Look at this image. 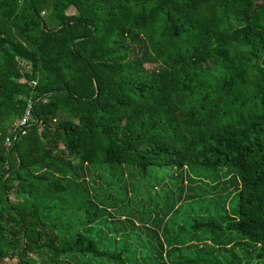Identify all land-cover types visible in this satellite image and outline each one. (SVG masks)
<instances>
[{"label":"trees","instance_id":"16d2710c","mask_svg":"<svg viewBox=\"0 0 264 264\" xmlns=\"http://www.w3.org/2000/svg\"><path fill=\"white\" fill-rule=\"evenodd\" d=\"M11 260L264 264V0H0Z\"/></svg>","mask_w":264,"mask_h":264},{"label":"built area","instance_id":"2783aa9c","mask_svg":"<svg viewBox=\"0 0 264 264\" xmlns=\"http://www.w3.org/2000/svg\"><path fill=\"white\" fill-rule=\"evenodd\" d=\"M32 109H33V103H32V101H30L28 106H27L25 113L22 116V118L16 124V127L14 128L15 131L19 130L18 131V133H19L21 130H23L25 127H27L30 124V121L32 120V117H33ZM12 142H13V140L11 137L6 138V140H5L6 147L7 148L11 147Z\"/></svg>","mask_w":264,"mask_h":264},{"label":"rangeland","instance_id":"374dc122","mask_svg":"<svg viewBox=\"0 0 264 264\" xmlns=\"http://www.w3.org/2000/svg\"><path fill=\"white\" fill-rule=\"evenodd\" d=\"M70 12H72V10H70ZM188 211H191L190 208L188 209ZM180 223H182L181 219H180V217H177L175 219V224L173 225V226H175V229L172 230V233H174V234L178 233ZM10 262H11V264H18L16 260H11Z\"/></svg>","mask_w":264,"mask_h":264}]
</instances>
